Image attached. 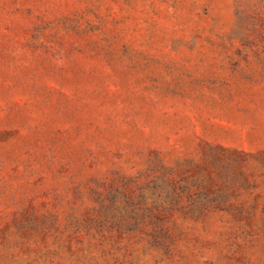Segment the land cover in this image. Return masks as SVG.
I'll return each instance as SVG.
<instances>
[{"label": "rangeland", "instance_id": "374dc122", "mask_svg": "<svg viewBox=\"0 0 264 264\" xmlns=\"http://www.w3.org/2000/svg\"><path fill=\"white\" fill-rule=\"evenodd\" d=\"M0 264H264V0H0Z\"/></svg>", "mask_w": 264, "mask_h": 264}]
</instances>
